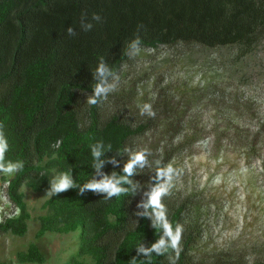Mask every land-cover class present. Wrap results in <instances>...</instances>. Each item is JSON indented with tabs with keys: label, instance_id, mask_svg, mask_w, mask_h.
Listing matches in <instances>:
<instances>
[{
	"label": "trees",
	"instance_id": "trees-1",
	"mask_svg": "<svg viewBox=\"0 0 264 264\" xmlns=\"http://www.w3.org/2000/svg\"><path fill=\"white\" fill-rule=\"evenodd\" d=\"M94 13L100 19H94ZM137 35L141 49H227L239 62L264 48V0H0V130L9 145L4 160L23 163L6 187L19 215L0 222V236L23 237L28 232L31 216L23 186L48 193L54 172L66 173L76 186L44 203L46 214L38 217L37 232L41 238L48 232L81 230L79 252L66 264H86V258L91 264H131L133 258L137 264H149L139 248L151 249L161 238L168 241L149 205L159 188L170 193L162 203L173 230L176 224L184 228L177 264H207L192 256L200 237L190 217L194 206L180 203L165 175H157L158 169H165L164 162L152 169L146 157L131 175L123 171L136 138L153 132L180 140L182 146L199 130L184 121L185 114L164 93L152 105L155 117L134 119L119 108L122 99L116 107L103 105V94L86 113L82 108L83 97L92 96L96 84L106 87L132 62ZM101 62L103 75L97 72ZM105 177L119 181L125 192L110 199H105L107 193L88 189L81 193L85 184ZM151 257V264H172L168 252H152ZM18 259L45 262L37 243L19 252ZM232 261L210 264H235Z\"/></svg>",
	"mask_w": 264,
	"mask_h": 264
},
{
	"label": "rangeland",
	"instance_id": "rangeland-1",
	"mask_svg": "<svg viewBox=\"0 0 264 264\" xmlns=\"http://www.w3.org/2000/svg\"><path fill=\"white\" fill-rule=\"evenodd\" d=\"M117 77L106 85L116 90L107 93L103 105L116 107L122 99L119 108L139 119L141 107L153 105L164 93L168 97L163 99L169 98L185 114L184 121L199 130L182 146L180 140L153 132L133 144L134 151L150 153L146 157L152 169L164 162L165 169L171 164L180 174L165 178L180 203L194 206L190 217L200 231L194 259L207 264L230 258L235 264L264 262V48L239 62L227 49H141ZM89 97L82 99L85 113ZM14 175L0 174V222L19 215L6 196ZM53 177L58 182L60 175L54 172ZM21 190L31 216L28 232L0 236V264H33L18 259L32 243L44 255L43 264H66L79 252L81 230L37 238L38 217L46 214L43 205L51 196L27 186Z\"/></svg>",
	"mask_w": 264,
	"mask_h": 264
},
{
	"label": "clouds",
	"instance_id": "clouds-1",
	"mask_svg": "<svg viewBox=\"0 0 264 264\" xmlns=\"http://www.w3.org/2000/svg\"><path fill=\"white\" fill-rule=\"evenodd\" d=\"M94 19H100V16L96 13L93 14ZM91 29V25L88 26V30ZM68 33L71 35L73 34L72 28L68 29ZM142 41L137 35L135 40L132 42L131 47L135 49L134 55L137 56L141 52V45ZM105 65L103 62L98 66L97 72L101 75L105 72ZM119 80L120 77H117ZM116 86L110 85L108 87L102 86V84H96L95 88L93 90V95L88 98L87 103L90 105H96L97 104V98L101 97L103 94L104 99H107V93L109 91H115ZM140 114L145 115L147 114L150 117H155L156 113L152 110L151 104H144L140 109ZM2 125H0V129H2ZM205 145L207 144L206 141L202 142ZM8 141L5 138V135L2 130H0V174L4 175H13L17 171L21 170L23 168L22 162H16L13 163L11 161L5 163L4 156L5 153L8 151ZM126 151H128L126 149ZM150 154L147 150H140V151H134L130 152L131 160L130 162L125 166L124 172L128 175L132 174V170L135 165L140 164L143 166V164L146 162V156ZM99 153L93 149V156H98ZM246 171V169H245ZM161 174L167 175L169 179H171L173 174L180 175L177 173L176 168H174L171 164L168 165L166 169H158L157 175L160 176ZM115 174H113L114 176ZM119 181L113 182L112 179L105 177L103 180H101L99 183L97 182H89L85 184L81 188V193L85 189L91 190L93 192H102L107 193V197L105 199H110L113 196H120L125 192L124 189L118 186ZM73 180L69 178V175L66 173H61L59 181L56 180L52 181V188L47 193L48 195L52 196L61 192L67 191L69 188L75 187ZM170 195L169 191L166 188H159L152 192L150 199H149V205L154 209L156 216L162 221V227L164 230L165 236L168 238L167 243L165 242L164 238H161L157 244H154L151 249H145L142 246L139 248L140 252H143L146 257L149 258V264H151V253L156 252L157 256L163 255L165 252H168L170 254V259L172 261V264H177V261L180 256L181 249V240L182 235L184 232L183 225L176 224L175 230H173L172 224L167 220L166 216V207L162 203V198L165 196ZM174 253V255H172ZM131 264H137L135 258H133Z\"/></svg>",
	"mask_w": 264,
	"mask_h": 264
}]
</instances>
